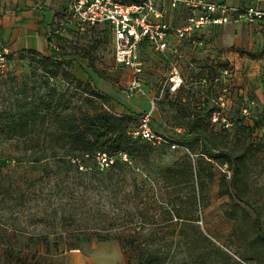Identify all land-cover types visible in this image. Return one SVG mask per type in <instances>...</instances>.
Masks as SVG:
<instances>
[{
    "label": "rangeland",
    "instance_id": "rangeland-1",
    "mask_svg": "<svg viewBox=\"0 0 264 264\" xmlns=\"http://www.w3.org/2000/svg\"><path fill=\"white\" fill-rule=\"evenodd\" d=\"M66 9L67 2L47 18L51 28L41 29L43 37L34 34L32 46L12 52L7 47V64L0 69V264H140L143 257L152 264H264V132L254 121L264 118V105L253 92L260 88L256 71L264 59L248 54L255 63L245 72L241 64L233 66L242 79L236 89L230 86L235 105L229 130L199 114L192 118L178 90L171 91L169 78L159 74L152 129L188 143L153 147L148 160L133 154L128 165L138 168L128 172L96 171L90 154H77L85 170L56 169L53 160L43 169L27 162L30 152L21 141H38L41 149L61 141L53 109L61 117L78 111L127 116L130 130H136L152 98L150 57L145 56L140 87L132 90L131 71L114 59L111 34L75 29ZM224 34L228 43L229 30ZM204 88L208 82L201 83ZM194 125L196 131L187 135ZM206 150L221 157H205L201 165L200 152ZM186 156L193 172L187 182ZM170 166L175 172L166 173ZM171 208L183 220H169Z\"/></svg>",
    "mask_w": 264,
    "mask_h": 264
},
{
    "label": "built area",
    "instance_id": "built-area-1",
    "mask_svg": "<svg viewBox=\"0 0 264 264\" xmlns=\"http://www.w3.org/2000/svg\"><path fill=\"white\" fill-rule=\"evenodd\" d=\"M262 2L264 1L244 0V5L237 7L224 1L209 0H68L66 18L67 22L75 25L104 26L108 29L113 40L114 59L119 66L131 71V89L134 90L140 87L142 81L143 65L139 58V47L143 42H147L158 53H176V48L170 45V35H174L179 42H193L200 32L210 27L261 21L264 19ZM179 8L185 9L187 16L182 25L173 27L164 18L168 9ZM8 55V49L0 47V69L6 67ZM189 66L192 67L193 64ZM216 70L213 76L201 81L219 86L216 95L209 97L208 119L211 125L229 130L233 125L229 113L230 86L235 77V69L228 64ZM171 74L170 90L176 91L182 81L180 78L174 80L176 74L173 72ZM244 100L248 103L247 99ZM154 109L155 101H152L149 110L139 117L138 128L132 130L130 134L133 138H140L153 147L178 148L175 139L153 131L151 118ZM248 110L244 108L242 112L248 115ZM261 131H264V125ZM91 159L95 170L99 172L109 170L117 159L125 163L130 162L125 153L112 155L102 151L94 153ZM71 162L80 170H85L78 158L72 159Z\"/></svg>",
    "mask_w": 264,
    "mask_h": 264
},
{
    "label": "crops",
    "instance_id": "crops-1",
    "mask_svg": "<svg viewBox=\"0 0 264 264\" xmlns=\"http://www.w3.org/2000/svg\"><path fill=\"white\" fill-rule=\"evenodd\" d=\"M209 1H224L231 6L237 7L244 5V0ZM66 2L68 4V0H0V47H4L7 43L6 48L8 47L12 52L22 47L32 46L34 34L37 35V38L43 37L39 35L41 29L43 27L47 28V30L51 28L48 25L47 18H52L54 11L64 7ZM163 7L166 8L165 5ZM186 16L187 12L183 8L168 9L164 19L169 25L178 27L184 23ZM73 25L77 30H103L110 34L104 26ZM226 30H229V41L228 43H223L222 40L226 38L224 34ZM169 41L171 47L176 48V53H158L147 42H143L139 47V58L143 65V72L145 69V56L150 57L149 66H152V68H149V75L147 74L148 82H150L148 84L149 94L152 97L149 106L155 99L153 98L154 81L160 75L167 80L173 72L176 74L174 80L180 78L182 81L176 93L180 96L183 106L190 108L192 118L199 114V118L205 116L208 119L207 112L210 109L208 98L216 95L219 86L209 85V89L204 88V91L201 89L202 79L213 76L217 72L216 69L219 65L221 67L228 64L232 66L241 64L245 72L248 63L252 65L255 63L248 54H253L255 59H264V56H261V50L264 49V19L251 24H229L223 27H210L200 32L193 42L176 41L174 35L169 36ZM37 42L40 43V39ZM191 63L193 64L192 67L189 66ZM235 70L232 86L236 89V87L240 86L242 72ZM251 70L253 68H249L245 76L250 77ZM252 72H257V76L260 78L258 84L260 88L253 91L257 97L256 100H258L257 104L264 105V96L261 95L262 89H264L261 84L262 79H264V68H257L256 72ZM169 86L170 84H168ZM245 91L247 92V89ZM246 92L243 93L241 89L239 90L240 95L247 94ZM168 94V97L171 98V91ZM231 95L230 93V106H233L235 104L231 99ZM148 110L149 107L146 111ZM155 114L156 105L151 118V127H153ZM181 129L185 130L183 127H179L176 130Z\"/></svg>",
    "mask_w": 264,
    "mask_h": 264
},
{
    "label": "trees",
    "instance_id": "trees-1",
    "mask_svg": "<svg viewBox=\"0 0 264 264\" xmlns=\"http://www.w3.org/2000/svg\"><path fill=\"white\" fill-rule=\"evenodd\" d=\"M50 40L48 39V44ZM54 53H51L49 60H53ZM57 63H63L62 60L57 59ZM99 97H105L101 93H96ZM51 106L46 105L47 110L45 119L48 116V112ZM31 114V113H30ZM55 121L57 122V130L60 131L61 141H53L45 148H38V141H21L25 153L27 154L28 163L36 166H42L43 169L49 168L51 165L48 160H53V165L56 167H63L71 170L74 168L78 171V166L73 164L72 159L78 158L77 154L92 155L98 151L106 152L108 154L115 155L117 153H125L129 159L131 155L136 154L140 160H148L153 148L148 142L141 140L140 138H133L130 132L131 118L127 116L113 115L107 111H93L92 113L86 111L71 112L61 117V113H57L55 109L52 110ZM258 128L248 127L250 131L258 129L259 131L264 125V118L255 120ZM195 122V121H194ZM254 128V129H253ZM196 131L195 125L186 132L187 135H191ZM264 132V131H262ZM179 143H188L182 141H176ZM201 156L199 164L206 162L205 157L208 160H218L221 155L213 154L206 150L200 152ZM79 159V158H78ZM132 162V160H130ZM184 166L186 167V182L192 179V165L191 160L186 156L184 157ZM41 167V168H42ZM138 168L137 166H130L128 163L122 162L117 159L115 164L110 169H119L120 171L128 172L130 169ZM61 173V170L59 171ZM166 173L175 172L174 167L170 166L165 169ZM180 210L169 209V220L176 219L177 222L183 220ZM100 240H106L108 237H104L100 234L96 235ZM126 243L131 247H140V243H135L133 240H127ZM145 247V246H144ZM140 264H152L149 258L143 257V261Z\"/></svg>",
    "mask_w": 264,
    "mask_h": 264
}]
</instances>
